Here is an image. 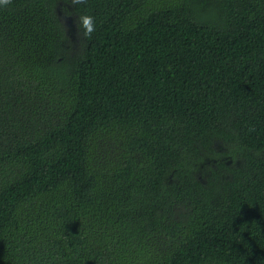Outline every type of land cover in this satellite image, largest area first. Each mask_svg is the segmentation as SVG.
I'll return each mask as SVG.
<instances>
[{
    "label": "trees",
    "instance_id": "trees-1",
    "mask_svg": "<svg viewBox=\"0 0 264 264\" xmlns=\"http://www.w3.org/2000/svg\"><path fill=\"white\" fill-rule=\"evenodd\" d=\"M0 264H264V0L0 10Z\"/></svg>",
    "mask_w": 264,
    "mask_h": 264
},
{
    "label": "clouds",
    "instance_id": "clouds-1",
    "mask_svg": "<svg viewBox=\"0 0 264 264\" xmlns=\"http://www.w3.org/2000/svg\"><path fill=\"white\" fill-rule=\"evenodd\" d=\"M73 3H82L83 0H72ZM13 0H0V10H8L12 6ZM79 28L82 29L85 37L90 36L95 31L94 17L89 14H82L78 17Z\"/></svg>",
    "mask_w": 264,
    "mask_h": 264
},
{
    "label": "rangeland",
    "instance_id": "rangeland-1",
    "mask_svg": "<svg viewBox=\"0 0 264 264\" xmlns=\"http://www.w3.org/2000/svg\"><path fill=\"white\" fill-rule=\"evenodd\" d=\"M221 148L223 149V146H222L221 144L216 145V149H217V150H222ZM231 164H232V161L230 160V161L228 162V165H231ZM241 164H242L241 159H239V160H237V161L235 162V166H236V167L241 166ZM204 170H205V168L201 165V166L199 167V172H198V177L201 178V179H204V174L201 173L200 171H204Z\"/></svg>",
    "mask_w": 264,
    "mask_h": 264
}]
</instances>
